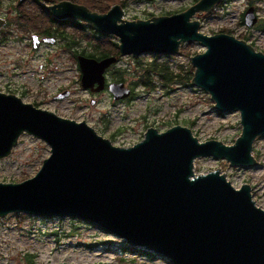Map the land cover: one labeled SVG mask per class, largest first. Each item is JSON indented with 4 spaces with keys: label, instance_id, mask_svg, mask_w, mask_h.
Returning a JSON list of instances; mask_svg holds the SVG:
<instances>
[{
    "label": "water",
    "instance_id": "1",
    "mask_svg": "<svg viewBox=\"0 0 264 264\" xmlns=\"http://www.w3.org/2000/svg\"><path fill=\"white\" fill-rule=\"evenodd\" d=\"M221 1L197 0L178 13L132 20L123 18L119 5L105 13L68 1L49 6L56 18L80 19L116 37L118 56L77 58L80 85L92 92L104 88V71L119 56L172 55L185 43H200L204 50L190 57L191 83L209 94L217 111H237L241 131L228 145L200 142L179 124L163 131L151 126L140 141L117 146L85 121L0 92V158L23 134L49 147L32 177L0 182V218L23 212L80 219L171 264H264V209L252 198L251 186L234 187L219 169L194 172V161L208 156L252 166L253 142L264 134V53L231 34L201 32L194 17ZM256 20L250 5L243 23L252 27ZM107 89L114 100L130 95L124 82Z\"/></svg>",
    "mask_w": 264,
    "mask_h": 264
},
{
    "label": "rangeland",
    "instance_id": "2",
    "mask_svg": "<svg viewBox=\"0 0 264 264\" xmlns=\"http://www.w3.org/2000/svg\"><path fill=\"white\" fill-rule=\"evenodd\" d=\"M196 1L130 0L127 17L145 19L178 13ZM250 5L254 6L257 20L252 27H246L242 14ZM194 17L201 23V32L214 34L225 32L219 31L225 29V33L229 32L264 53V0H223L208 14ZM87 39L81 40V50H89ZM114 42H117L116 38H106L108 47L102 51H109ZM97 43L100 48L105 46V43ZM56 49H48L49 55H45V47L34 51L32 48H18L14 43L10 46L9 41L1 44L0 92L7 88L18 94L26 91L23 98L13 92L4 93L20 96L27 103L42 102V109L61 117L85 121L117 146H130L140 141L146 128L151 126L163 131L179 124L190 128L200 142L216 139L228 145L240 134L238 112L217 111L209 94L193 85L191 78L178 82L172 79L162 86L158 76L153 74L152 78L148 77L150 85L139 83L143 69L138 63L150 62L153 59L151 53L138 57L125 55L110 69L107 80H112L113 74L121 75L125 86L132 92L130 98L115 101L107 90L98 93L85 91L80 85L77 63L67 59L58 65L56 76L46 75V65L41 64L51 59ZM203 50L198 42L185 43L177 53L169 56L167 63L171 67L191 66L190 57ZM2 51L6 53L2 55ZM156 55L157 63L165 61L164 54ZM191 69L192 74V66ZM39 87L43 94L36 93ZM59 89L68 90L69 95L53 100V94ZM91 98L95 99V104H91ZM251 154L256 162L248 167L230 166L224 159L210 156L201 157L194 161V172L219 169L236 188L248 183L256 205L264 209V134L254 140ZM48 155L49 147L42 140L21 135L10 155L0 158V182H20L32 177ZM123 245L122 238L90 222L68 216L39 217L17 212L0 218V264H171L164 256L149 258L123 251Z\"/></svg>",
    "mask_w": 264,
    "mask_h": 264
},
{
    "label": "flooded vegetation",
    "instance_id": "3",
    "mask_svg": "<svg viewBox=\"0 0 264 264\" xmlns=\"http://www.w3.org/2000/svg\"><path fill=\"white\" fill-rule=\"evenodd\" d=\"M62 1H68L74 4L83 5L90 12L97 13H105L110 9L111 6L119 5L120 9L124 12L123 18L132 20L127 17V10L129 8L128 2L130 0H0V46L1 44L2 46L5 45L6 42L9 41L10 46L11 43H14L18 48H32L34 51L45 47V55H49V53L47 52L48 49L57 48L52 52V58L44 64H41L46 65V75L56 76L58 73V65L64 64L65 59L76 64L78 56H86V54L81 53L82 50L80 45V42L82 39H84V37L88 39L93 38L99 43H105L106 38L114 37L113 35L96 31L89 24L80 19L70 17L63 19L56 18L50 10L49 6ZM133 19L137 18L133 17ZM87 44L88 43H86V45ZM106 52L108 51H103L102 54L97 55V57L99 58H93L101 59L107 57L105 55ZM4 53L6 52L2 51L1 54L4 55ZM118 54L119 52L117 48V54L115 56H118ZM121 57L123 56H119L117 62L104 71L105 86L99 92H104L105 90H107V86L109 83L118 82L114 79L107 80V74L110 69L121 60ZM77 69L79 70L78 64ZM84 90L91 93H98L92 92L88 89ZM39 91L43 94V90L41 87L36 90V93ZM63 91L68 90H57V93L53 94L52 96L53 100L57 99L56 95ZM4 92H13L16 93V95L18 94L10 88H7V90ZM19 94L23 98L24 94H26V91H22ZM90 102L91 104H95L96 101L95 99L91 98ZM29 103L33 104L36 107L42 108V102Z\"/></svg>",
    "mask_w": 264,
    "mask_h": 264
},
{
    "label": "trees",
    "instance_id": "4",
    "mask_svg": "<svg viewBox=\"0 0 264 264\" xmlns=\"http://www.w3.org/2000/svg\"><path fill=\"white\" fill-rule=\"evenodd\" d=\"M219 31L227 32L225 29H220ZM87 40H88L87 46H88L89 50L87 51L85 49H82V51H81V53L86 54V56L99 58V57H97V55L102 54V52H103L102 50H105L108 47L105 43V46H101V48H100L99 44L96 42V40H95V42L92 41L93 38H91V39L89 38ZM108 44L110 45V43H108ZM111 46L112 47H110L109 51L106 52V54H105L106 56L117 54L116 43L114 42ZM151 55L153 56V59L150 62H147L146 64L138 63V65H140L141 68L143 69V75L139 76L138 82L143 84L144 86H148L151 84V81L148 80V77L152 78L153 74H156L158 76V81L160 82V84L162 86L166 85V83H168L169 81H172V79H174L173 81L178 82V81H185L188 78H192L193 73L191 74L192 69H191L190 65H187L185 68H183L180 65L171 67L167 63V61L170 58L169 57L170 55H162V56H164L165 61H162L159 63H157L155 60L157 55L156 54H151ZM112 78L114 80L119 81V82L124 81V79L122 78L121 75L115 74L112 76ZM121 247H122L123 251H127L129 253H138L140 255L148 256L149 258H154L155 255H158V254H154V253L145 251V250L140 249V248L129 247L126 244L121 246ZM112 250L115 251V249H112Z\"/></svg>",
    "mask_w": 264,
    "mask_h": 264
},
{
    "label": "bare ground",
    "instance_id": "5",
    "mask_svg": "<svg viewBox=\"0 0 264 264\" xmlns=\"http://www.w3.org/2000/svg\"><path fill=\"white\" fill-rule=\"evenodd\" d=\"M63 92H64V91H63ZM61 93H62V92H61ZM68 93H69V92H68ZM68 95H69V94H68ZM9 155H10V154H9ZM9 155H8V156H9ZM22 213H23V212H22Z\"/></svg>",
    "mask_w": 264,
    "mask_h": 264
}]
</instances>
